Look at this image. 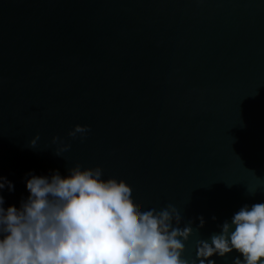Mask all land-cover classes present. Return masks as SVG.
Returning a JSON list of instances; mask_svg holds the SVG:
<instances>
[{
    "label": "water",
    "instance_id": "95a60500",
    "mask_svg": "<svg viewBox=\"0 0 264 264\" xmlns=\"http://www.w3.org/2000/svg\"><path fill=\"white\" fill-rule=\"evenodd\" d=\"M76 125L90 130L73 138ZM77 164L124 180L138 211L204 217L189 260L264 202V0H0L5 207L29 195L30 173Z\"/></svg>",
    "mask_w": 264,
    "mask_h": 264
},
{
    "label": "clouds",
    "instance_id": "9594fccd",
    "mask_svg": "<svg viewBox=\"0 0 264 264\" xmlns=\"http://www.w3.org/2000/svg\"><path fill=\"white\" fill-rule=\"evenodd\" d=\"M89 130L76 125L69 136L83 138ZM38 140L39 135L30 146ZM58 140L53 137V143ZM29 177V195L19 207H5L2 193L15 186L0 177V264H216L214 257L233 251L239 253L233 264H264V202L242 206L218 233L197 240L196 258L189 260L185 243L205 226L204 217L194 228L171 204L138 211L130 185L103 179L100 166L77 164L66 176L56 170Z\"/></svg>",
    "mask_w": 264,
    "mask_h": 264
}]
</instances>
